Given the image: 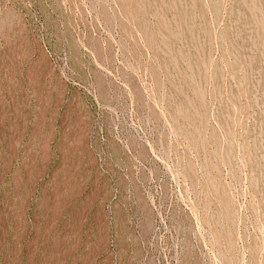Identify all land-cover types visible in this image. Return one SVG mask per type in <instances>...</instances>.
Listing matches in <instances>:
<instances>
[{"label": "rangeland", "instance_id": "1", "mask_svg": "<svg viewBox=\"0 0 264 264\" xmlns=\"http://www.w3.org/2000/svg\"><path fill=\"white\" fill-rule=\"evenodd\" d=\"M0 264H264V0H0Z\"/></svg>", "mask_w": 264, "mask_h": 264}, {"label": "bare ground", "instance_id": "2", "mask_svg": "<svg viewBox=\"0 0 264 264\" xmlns=\"http://www.w3.org/2000/svg\"><path fill=\"white\" fill-rule=\"evenodd\" d=\"M136 1V0H135ZM119 2V1H118ZM125 4H127L126 2H125ZM193 6H194V4H192ZM190 7V6H189ZM134 9V8H133ZM125 11V10H124ZM129 11H130V9H129ZM183 12V11H182ZM185 12V11H184ZM132 14V13H131ZM133 16V15H132ZM139 18V17H138ZM130 25H132V24H130ZM191 26V25H190ZM144 27V26H143ZM191 28V27H190ZM204 30V29H203ZM145 34V33H144ZM221 38V37H220ZM204 65V64H203ZM191 70V69H190ZM192 73H193V71H192ZM188 77V76H187ZM189 79H191V78H189ZM199 88V87H198ZM196 91H197V88H196ZM200 91V90H199ZM201 95V94H200ZM202 97V96H201ZM188 114V113H187ZM187 117H188V115H187ZM235 134V133H234Z\"/></svg>", "mask_w": 264, "mask_h": 264}]
</instances>
